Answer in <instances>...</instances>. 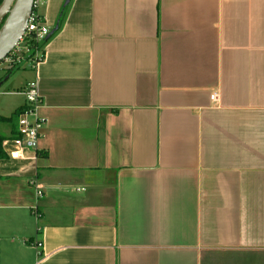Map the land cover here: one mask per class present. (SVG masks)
I'll list each match as a JSON object with an SVG mask.
<instances>
[{"label":"crops","instance_id":"1","mask_svg":"<svg viewBox=\"0 0 264 264\" xmlns=\"http://www.w3.org/2000/svg\"><path fill=\"white\" fill-rule=\"evenodd\" d=\"M28 70L44 122L16 161L0 123V264H264V0H70Z\"/></svg>","mask_w":264,"mask_h":264},{"label":"built area","instance_id":"2","mask_svg":"<svg viewBox=\"0 0 264 264\" xmlns=\"http://www.w3.org/2000/svg\"><path fill=\"white\" fill-rule=\"evenodd\" d=\"M44 2L45 0H34L25 31L6 60V65L18 67L26 62L29 64V68L34 70L44 59V44L50 32V28L38 14V8ZM22 95L24 97V104L16 121V137L10 140L13 148L8 152V158L14 161L23 159L24 151L36 153L40 131L44 122L38 117L37 111L41 99L36 82L27 83L22 89ZM32 187L36 197L40 198L41 192L39 186L34 183ZM34 211L35 209L32 213ZM36 247H39V245H36Z\"/></svg>","mask_w":264,"mask_h":264},{"label":"water","instance_id":"3","mask_svg":"<svg viewBox=\"0 0 264 264\" xmlns=\"http://www.w3.org/2000/svg\"><path fill=\"white\" fill-rule=\"evenodd\" d=\"M34 0H2L0 3V62H3L13 51L22 37L27 19L32 11ZM70 0H64L63 7ZM56 25L46 37L49 39L57 30ZM7 79V78H6ZM4 79V80H6Z\"/></svg>","mask_w":264,"mask_h":264},{"label":"rangeland","instance_id":"4","mask_svg":"<svg viewBox=\"0 0 264 264\" xmlns=\"http://www.w3.org/2000/svg\"><path fill=\"white\" fill-rule=\"evenodd\" d=\"M18 67V70H14L6 75L8 66L0 62V116H8L18 104V101L22 100L20 97L16 96L15 93L25 85L31 72L28 70L30 68L29 64L26 62ZM4 126L5 125L0 124V129Z\"/></svg>","mask_w":264,"mask_h":264},{"label":"trees","instance_id":"5","mask_svg":"<svg viewBox=\"0 0 264 264\" xmlns=\"http://www.w3.org/2000/svg\"><path fill=\"white\" fill-rule=\"evenodd\" d=\"M1 1L2 0H0V3H1ZM67 7H68V5L66 7L62 6V8H61V10L59 12V15H58V18H57V26H58V28L60 27V25H61V23H62V21L64 19V16H65L66 11H67ZM18 68L19 67H16L15 69H13V71L14 70H18ZM21 108L22 107L16 109V111H14V113L10 117H7V118L0 117V123L8 124L11 127L16 126L17 117H18V115H19V113L21 111ZM15 137H16V133H13L12 136L10 137V139H13ZM3 140H4V138L0 136V159L4 158V156H5L3 151H2V149H1V143H2Z\"/></svg>","mask_w":264,"mask_h":264},{"label":"flooded vegetation","instance_id":"6","mask_svg":"<svg viewBox=\"0 0 264 264\" xmlns=\"http://www.w3.org/2000/svg\"><path fill=\"white\" fill-rule=\"evenodd\" d=\"M9 58V56L3 61V63H5L6 62V60ZM6 64V63H5ZM8 66V65H7ZM16 67H12V66H8V71H7V74L6 75H8V74H10L12 71H13V69H15Z\"/></svg>","mask_w":264,"mask_h":264}]
</instances>
